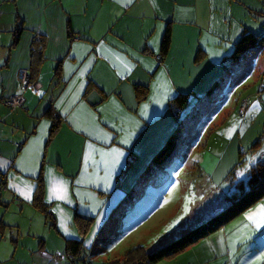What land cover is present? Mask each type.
<instances>
[{
  "label": "crops",
  "instance_id": "crops-1",
  "mask_svg": "<svg viewBox=\"0 0 264 264\" xmlns=\"http://www.w3.org/2000/svg\"><path fill=\"white\" fill-rule=\"evenodd\" d=\"M246 30L264 35V0H0V101L19 89V70L32 82L24 106L0 102V264H63L68 242L79 243L71 256L98 244L152 180L147 175L162 171L150 161L176 126L169 103L179 94L187 97L185 116L194 114L184 119L181 152L203 137L213 156L256 139L227 108L236 87L262 73L264 44L247 54L245 74L230 73L247 56L235 54ZM261 83L254 102L264 112ZM93 90L95 104L87 99ZM53 117L59 128L49 139ZM39 181L44 209L34 203ZM131 187L139 190L129 194ZM77 216L91 220L86 234ZM244 216L259 234L220 247L209 264H264L262 202Z\"/></svg>",
  "mask_w": 264,
  "mask_h": 264
},
{
  "label": "rangeland",
  "instance_id": "rangeland-1",
  "mask_svg": "<svg viewBox=\"0 0 264 264\" xmlns=\"http://www.w3.org/2000/svg\"><path fill=\"white\" fill-rule=\"evenodd\" d=\"M258 54L257 58L260 56L262 58V73L258 77L253 73L250 76V73L249 77L243 80L232 93L233 100L227 104V108H235L240 120L244 118L240 127L241 132H244L247 126L250 127L248 132L252 130L254 135L259 133V136L249 141L243 137L246 146H241L238 142L232 143L230 147L226 146L223 154L214 156L203 151L204 137L200 140V146L195 145L191 151L181 152L177 145L171 153L173 164L169 166V169L166 166H160L162 171L156 176L147 175L152 180H143L142 192L133 195L134 200L121 209L122 213L120 218L117 217L116 224L107 225L100 242L94 244L93 248L84 246L83 251L77 256L63 255L65 260H69V262L63 261V264H112L113 260L121 262L125 259L129 260L128 253L132 252L130 250L139 246L152 252L217 214L228 203L224 195L230 193L233 187L232 181L244 174V169L236 166L238 159L249 160L252 143L264 133L262 132L264 112L259 107L256 108L254 102L258 87L264 81V51ZM251 60V56H242L241 62H234L230 73L238 71L240 75L245 74L252 66ZM242 103L244 110L239 113V106ZM187 108L188 106L185 105L180 111L181 118L186 120L194 115L190 113L185 116ZM192 121L196 124V120ZM201 122L202 118L198 123ZM195 127L196 125L189 128V131L193 129L191 135ZM204 155L207 156L206 159H203ZM255 158L256 156L248 161V166L255 162ZM232 166L236 168L230 173ZM138 190L133 189L135 193ZM261 202L264 206V197L220 229L200 239L184 251L153 264H209L208 257L219 252L220 247L223 250L227 249L230 243L234 242L238 243L237 245H244L246 241L259 234L244 214L252 207L256 208ZM212 243L215 244V251L209 249ZM144 261L141 259L139 263L147 264ZM129 263L131 262H126V264Z\"/></svg>",
  "mask_w": 264,
  "mask_h": 264
},
{
  "label": "trees",
  "instance_id": "trees-1",
  "mask_svg": "<svg viewBox=\"0 0 264 264\" xmlns=\"http://www.w3.org/2000/svg\"><path fill=\"white\" fill-rule=\"evenodd\" d=\"M22 26L20 22L17 23L14 27V40L16 41L19 32L21 31ZM169 44V33L166 30L165 35L162 41V51L166 53L167 47ZM264 44V35H255L250 31H244L239 41L236 43V50L235 54H243L247 55L253 52L258 46ZM34 48V47H33ZM58 70V68H57ZM57 72V71H56ZM32 84V82H30ZM142 86H136L137 90V98L140 99L143 97V94L138 93V88ZM12 95V94H11ZM8 95L6 97H2L1 101L2 104L6 107H9L5 104V100L11 96ZM187 97L186 95L179 94L177 95L170 103L169 109L173 110V116L176 118L177 123L174 130L171 133V136L168 137L167 141L165 142L164 146H162L158 152H156L150 161V163H154L157 165L165 166L167 159H173L171 153L173 152L174 148L177 144H185L187 141L186 138L182 136L183 131L188 129L187 123L183 118H181V108L185 105ZM24 106V105H23ZM10 109H15L11 108ZM19 108V107H18ZM50 117H52V109L46 112ZM59 118L52 119L51 128L49 131V139L52 137L54 133L57 132L59 128ZM264 132V130L262 131ZM264 140V133L262 136L257 139V141L253 142L250 148V155L255 157L257 155L261 157H256V162L252 164L250 167L246 165L248 161H250L253 157L249 160L242 161L240 158L238 159V164H236L237 168L244 169V175H241L236 180H233L231 185L233 187L230 190L228 195H224L228 200V203L215 215L210 216L208 219L198 223L196 226H193L189 230L181 233L176 238L169 240L167 243L161 245L157 249L153 250L152 252L143 249L142 246L132 248L130 253H128V257L130 256L129 260L125 259V261H113L112 264H126V262H131L132 264H140L139 260H145L144 262L147 264H153L165 257H170L177 253H180L187 249L188 247L192 246L200 239L204 238L205 236L217 231L223 225L234 219L235 217L239 216L243 213L246 209L251 207L255 204V202L261 200L264 197V152H256L262 145V141ZM176 145V146H175ZM253 153L255 155H253ZM263 153V155H261ZM242 157V153L239 154ZM236 166L231 167L230 173L235 170ZM134 187H131L129 190V194L133 193ZM43 196V185L41 181L38 182L37 189L35 192V204L40 208L44 209V205L42 202ZM76 222L79 224V230H81L82 234H86L91 226L90 219H82L79 216L75 217ZM84 223V224H82ZM81 226V227H80ZM83 229V230H82ZM78 247V249H77ZM68 250L72 254L79 253V243L70 241L67 245ZM139 250V252H137ZM141 251V253H140ZM140 253V254H139ZM70 254V256L72 255ZM123 259V260H124ZM136 262V263H135ZM129 263V264H131Z\"/></svg>",
  "mask_w": 264,
  "mask_h": 264
},
{
  "label": "built area",
  "instance_id": "built-area-1",
  "mask_svg": "<svg viewBox=\"0 0 264 264\" xmlns=\"http://www.w3.org/2000/svg\"><path fill=\"white\" fill-rule=\"evenodd\" d=\"M19 79V89L16 93L12 94L5 100V104L11 108L22 107L25 103L24 91L28 86H32L29 81L28 71L26 69H21L18 72ZM244 110V104L242 103L239 106V113H242Z\"/></svg>",
  "mask_w": 264,
  "mask_h": 264
},
{
  "label": "water",
  "instance_id": "water-1",
  "mask_svg": "<svg viewBox=\"0 0 264 264\" xmlns=\"http://www.w3.org/2000/svg\"><path fill=\"white\" fill-rule=\"evenodd\" d=\"M87 99L92 103V104H95L96 102L99 101L100 99V96L99 94L96 92V91H91L88 96H87Z\"/></svg>",
  "mask_w": 264,
  "mask_h": 264
}]
</instances>
